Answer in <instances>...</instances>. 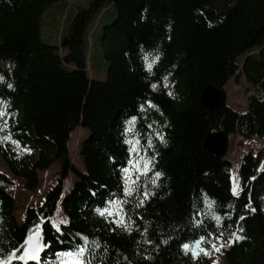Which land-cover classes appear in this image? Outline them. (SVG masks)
I'll list each match as a JSON object with an SVG mask.
<instances>
[{
	"label": "trees",
	"instance_id": "16d2710c",
	"mask_svg": "<svg viewBox=\"0 0 264 264\" xmlns=\"http://www.w3.org/2000/svg\"><path fill=\"white\" fill-rule=\"evenodd\" d=\"M59 1L0 0V156L30 190L60 162L57 183L23 222L13 181L0 171V256L39 229L43 264H58L85 239L90 264H210L217 248L224 264H264L262 156H243L234 194L228 151L204 146L210 131L264 138V94L252 93L239 112L225 89L244 74L264 92V0H110L117 13L101 35L106 80L89 74L87 26L107 0L79 9L57 45L42 37L41 19ZM208 85L226 94L213 109L201 100ZM80 126L89 131L84 170L69 153ZM126 141H139L137 151ZM132 166L129 197L124 170ZM69 174L76 179L67 189ZM120 201L127 229L114 222ZM58 205L67 217L59 231L51 220ZM105 209L114 214L100 215ZM201 238L204 252L185 254L182 245Z\"/></svg>",
	"mask_w": 264,
	"mask_h": 264
},
{
	"label": "rangeland",
	"instance_id": "374dc122",
	"mask_svg": "<svg viewBox=\"0 0 264 264\" xmlns=\"http://www.w3.org/2000/svg\"><path fill=\"white\" fill-rule=\"evenodd\" d=\"M91 0H60L55 4L46 8L41 19V32L45 41L52 44L60 45L61 36H66L71 27V22L74 15L79 9L86 8ZM103 8H107L105 13ZM101 8L91 18L87 26L88 32V71L91 78L98 80H106L108 75V61L104 57L101 35L103 27L106 23L112 21L117 13L116 8L110 0L104 3ZM247 53L239 57L238 61L241 65ZM227 92V103L235 110L244 112L247 110V98L251 92L259 93L251 83L247 80L244 74L240 75V79H231L225 86ZM261 94V92L259 93ZM89 134L88 129L78 127L71 134L69 141V153L74 164L80 169L84 170V162L80 153L81 141ZM253 151L262 156V163L260 168H264V138L255 137L250 139H243L239 134L234 133L229 137L228 156L233 162V182L234 188L237 191L241 188L240 176V159L248 152ZM240 163L238 164V162ZM135 165L134 163L132 164ZM128 167L130 176L134 167ZM0 171L6 173L13 181L10 189L11 196L15 201L16 216L19 222H23L29 208H37L39 204L45 199L47 192L57 183L59 179L60 162L55 161L49 169L39 172L40 183L35 189H28L26 187L25 179L16 176L8 167L6 162L0 156ZM76 179L74 174H69L66 181V188L68 189L73 181ZM52 224H59V229L62 224L60 221H67L65 212L58 205L53 217ZM221 245L230 247V241H222ZM41 251L39 252L40 258ZM62 261V260H61ZM17 262V261H15ZM35 261H28V264H43L41 258ZM225 257L220 251H214L210 264H224ZM19 264H24L20 261ZM58 264H61L59 262Z\"/></svg>",
	"mask_w": 264,
	"mask_h": 264
},
{
	"label": "snow or ice",
	"instance_id": "6c2138e0",
	"mask_svg": "<svg viewBox=\"0 0 264 264\" xmlns=\"http://www.w3.org/2000/svg\"><path fill=\"white\" fill-rule=\"evenodd\" d=\"M159 58L157 57L156 60H158ZM155 63V60L152 63H149L147 65V69L148 71L152 70L153 64ZM156 85H153V88H155ZM169 95H172V93H169ZM161 141L163 142V136H160ZM126 143L132 144L133 147L131 149V151L135 152L137 151L136 148V144L139 143V141H136L135 144H133L132 141H126ZM139 162H137L138 164ZM147 166H148V162H145V169L147 170ZM134 167H136V165H134ZM125 195L126 196H132L133 192L136 190L135 189V184H136V180H133L131 176L128 175L129 170L125 169ZM137 171H139V168H137ZM143 174V173H142ZM161 174L160 173H156V176L159 177ZM138 180V177H137ZM153 183H155V181H153ZM234 194H238L236 191V188L233 189ZM147 193H145V198H147ZM122 203H126V201H120V202H116V204L114 205V207L118 208V211L115 213V215L118 217L114 222L117 223L120 226L125 227L126 229L129 228V225H126L124 223V216H123V209L122 207H120V205H122ZM140 204H143V200L140 201ZM139 206V205H138ZM114 213L108 209H105L103 211H100V215H108L111 216ZM60 224L66 223V221H60ZM57 228V231H59V224L54 225ZM242 231V229H241ZM243 237H239L237 236L236 239H242ZM40 230L38 229L36 232H34L32 234V236H30L28 238V240L25 241L24 245H21V247L14 249L11 253H9L6 257L4 256H0V264H12L13 261H23L24 264H27L28 261L32 260V261H36L39 259V252L41 251V245H40ZM204 238H201V241L197 242L196 247L198 248L200 243H203ZM90 245L89 242L87 241V239H85V243L84 246L80 247L77 251L75 252H69L65 254V258L61 261V264H90V261H86V252L88 251ZM91 247H99L98 244H96L95 242L92 243ZM183 250L185 251V254H187L188 252H192V255L194 257L198 256L199 253L197 251H195L193 249V247L189 244H184L182 245ZM217 251H219V248L216 249ZM200 252H204V249H200ZM207 254V253H205Z\"/></svg>",
	"mask_w": 264,
	"mask_h": 264
},
{
	"label": "water",
	"instance_id": "95a60500",
	"mask_svg": "<svg viewBox=\"0 0 264 264\" xmlns=\"http://www.w3.org/2000/svg\"><path fill=\"white\" fill-rule=\"evenodd\" d=\"M201 100L205 106L210 109H213L224 101H226V94L221 89L212 85H208L202 93ZM228 145L229 136L224 131H210L204 141L205 148L210 150L215 155L225 154L228 151ZM199 241H201V239L197 240L194 243L193 249L197 251L200 255L201 243L198 248L196 247V244Z\"/></svg>",
	"mask_w": 264,
	"mask_h": 264
},
{
	"label": "built area",
	"instance_id": "2783aa9c",
	"mask_svg": "<svg viewBox=\"0 0 264 264\" xmlns=\"http://www.w3.org/2000/svg\"><path fill=\"white\" fill-rule=\"evenodd\" d=\"M257 89L259 90V93L261 92L260 95H263L264 94V92L259 87H257Z\"/></svg>",
	"mask_w": 264,
	"mask_h": 264
},
{
	"label": "bare ground",
	"instance_id": "6f19581e",
	"mask_svg": "<svg viewBox=\"0 0 264 264\" xmlns=\"http://www.w3.org/2000/svg\"><path fill=\"white\" fill-rule=\"evenodd\" d=\"M39 259H40V258H39ZM36 261H37V260H36ZM36 261H35V263H38V262H36ZM23 263H24V262H23ZM27 264H28V262H27Z\"/></svg>",
	"mask_w": 264,
	"mask_h": 264
}]
</instances>
